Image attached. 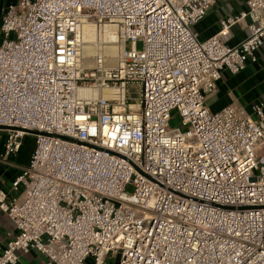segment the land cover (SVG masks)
I'll list each match as a JSON object with an SVG mask.
<instances>
[{
  "label": "built area",
  "instance_id": "built-area-1",
  "mask_svg": "<svg viewBox=\"0 0 264 264\" xmlns=\"http://www.w3.org/2000/svg\"><path fill=\"white\" fill-rule=\"evenodd\" d=\"M219 1L7 7L3 156L37 133L12 185L20 195L0 192L16 229L0 240V264H23L18 252L32 250L48 264H264V102L218 112L207 104L224 70L257 61L264 0H248L201 40L193 27ZM246 18L250 34L228 45L230 28ZM107 26L111 36L92 44L94 63L85 65L89 30ZM174 113L181 128L170 124Z\"/></svg>",
  "mask_w": 264,
  "mask_h": 264
},
{
  "label": "crops",
  "instance_id": "crops-1",
  "mask_svg": "<svg viewBox=\"0 0 264 264\" xmlns=\"http://www.w3.org/2000/svg\"><path fill=\"white\" fill-rule=\"evenodd\" d=\"M19 0H0V29L7 7L16 4ZM248 0H222L214 4L206 16L197 23L193 29L201 40L208 39L218 34L221 21L230 16L240 15L247 10ZM250 18L243 19L234 24L225 36V41L230 46H236L250 34ZM2 35L0 33V44ZM257 61L248 62L245 70L233 74L229 70L222 72V78L217 83L216 90L208 97L207 104L211 111L218 112L230 104H236L251 110L256 103L264 102V45L257 52ZM3 137V136H2ZM4 137L0 139V192L7 194L11 200L20 195V190L12 188L16 177L28 167L29 160L16 155L4 157ZM16 234L12 220L0 210V240L6 243L11 236ZM23 264H48V258L36 250L28 253L18 252Z\"/></svg>",
  "mask_w": 264,
  "mask_h": 264
},
{
  "label": "rangeland",
  "instance_id": "rangeland-1",
  "mask_svg": "<svg viewBox=\"0 0 264 264\" xmlns=\"http://www.w3.org/2000/svg\"><path fill=\"white\" fill-rule=\"evenodd\" d=\"M110 46H114V45H108L106 47V52L110 55H112L113 53L110 52ZM130 46V44H129ZM139 47H141V44L139 45ZM92 49L95 51L93 45H92ZM86 47L84 48V51H83V55H84V63L85 65L87 66H92L93 63H94V58H93V54L91 57H87L86 54ZM110 60L113 61V59L110 58ZM134 96L136 97V93H134ZM171 126L173 128H181V123H180V117L177 113H174L173 114V119L171 120ZM4 137V140H5V137H6V132L4 131H1L0 132V139ZM35 145H36V135L34 134H31V133H28L27 135H25L24 139H23V145L20 149V157L21 158H24L25 160H29L31 159V156H32V153L35 149ZM108 264H117V259H114V258H109L108 260Z\"/></svg>",
  "mask_w": 264,
  "mask_h": 264
},
{
  "label": "bare ground",
  "instance_id": "bare-ground-1",
  "mask_svg": "<svg viewBox=\"0 0 264 264\" xmlns=\"http://www.w3.org/2000/svg\"><path fill=\"white\" fill-rule=\"evenodd\" d=\"M89 32L90 33H88V35H87V38H86V52H87V54H86V56L87 57H91L92 56V54L94 53V50L92 49V44H94V42L96 41V40H98L99 38H106L107 36H111V31H110V29L108 28V26L107 27H103L102 29H101V31H97V32H95V31H93V29H90L89 30ZM116 47L115 46H110V52L111 53H116Z\"/></svg>",
  "mask_w": 264,
  "mask_h": 264
},
{
  "label": "water",
  "instance_id": "water-1",
  "mask_svg": "<svg viewBox=\"0 0 264 264\" xmlns=\"http://www.w3.org/2000/svg\"><path fill=\"white\" fill-rule=\"evenodd\" d=\"M0 129H7V127H5V126H0ZM29 133H31V134H36L37 132H35V131H29Z\"/></svg>",
  "mask_w": 264,
  "mask_h": 264
}]
</instances>
